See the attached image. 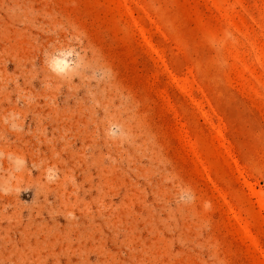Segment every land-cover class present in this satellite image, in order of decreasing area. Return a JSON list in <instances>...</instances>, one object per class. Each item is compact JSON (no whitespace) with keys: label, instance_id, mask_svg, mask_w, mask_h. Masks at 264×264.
I'll list each match as a JSON object with an SVG mask.
<instances>
[{"label":"rangeland","instance_id":"obj_1","mask_svg":"<svg viewBox=\"0 0 264 264\" xmlns=\"http://www.w3.org/2000/svg\"><path fill=\"white\" fill-rule=\"evenodd\" d=\"M0 264H264V0H0Z\"/></svg>","mask_w":264,"mask_h":264}]
</instances>
